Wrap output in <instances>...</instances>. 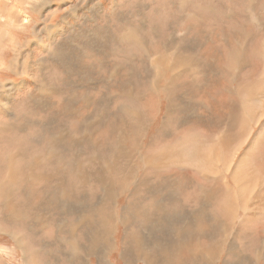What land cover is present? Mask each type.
Wrapping results in <instances>:
<instances>
[{
	"label": "rangeland",
	"instance_id": "1",
	"mask_svg": "<svg viewBox=\"0 0 264 264\" xmlns=\"http://www.w3.org/2000/svg\"><path fill=\"white\" fill-rule=\"evenodd\" d=\"M263 68L264 0H0V264H264Z\"/></svg>",
	"mask_w": 264,
	"mask_h": 264
},
{
	"label": "bare ground",
	"instance_id": "2",
	"mask_svg": "<svg viewBox=\"0 0 264 264\" xmlns=\"http://www.w3.org/2000/svg\"><path fill=\"white\" fill-rule=\"evenodd\" d=\"M13 65H15V64H13ZM166 69H167V66H166ZM171 70H173L174 71V69H171ZM169 71V70H168ZM168 71H166V72H168ZM159 72V71H158ZM261 76V78H260V80H261V82H264V68H263V73H262V75H260ZM259 79V78H258ZM256 83H258V82H256ZM258 84H260V83H258ZM259 87L258 86H255V87H253L252 89H251V91H249V92H255L256 94H259ZM248 91V90H247ZM262 95V94H261ZM259 96V95H258ZM253 98H254V96H253ZM39 103V102H38ZM261 105V104H260ZM260 108H262V107H260ZM259 108V109H260ZM251 109V108H250ZM256 112V111H255ZM134 127V126H133ZM129 135V134H128ZM125 136H127V134L125 135ZM35 138V137H34ZM120 139V138H119ZM125 140V139H124ZM129 140V139H128ZM121 142V141H120ZM119 142V143H120ZM193 142H195V141H193ZM122 146H123V144H121ZM199 145H201V144H199ZM224 145H225V147H224ZM121 146V147H122ZM119 148V147H118ZM117 148V149H118ZM227 148H228V141H227V139L226 138H222L221 139V144L220 145H216V146H214L213 148H212V152H211V154H212V156H213V159L214 160H218L219 161V164L220 165H222V163H223V165H224V167L222 168V169H220V171L222 170V172L223 171H226L227 169H228V166H229V164H230V162H228L227 161V163H226V158L225 157H223V158H221L222 157V152H224V151H226L227 150ZM139 149V148H138ZM124 150H125V148H124ZM165 150V149H164ZM168 150V149H167ZM195 151H196V153H197V155H192V157L190 158L189 156L191 155V154H189V156H188V160H190V159H192V160H196L197 161V163H199L200 164V166L202 165V164H204V163H206L207 161H208V157H207V155L205 154V152H204V150H203V148H201V147H198V148H196V149H194ZM245 150V149H244ZM118 151V150H117ZM138 151V150H137ZM247 151V150H246ZM161 152V151H160ZM165 152V151H164ZM122 153V152H121ZM137 153V152H136ZM158 153V152H157ZM157 153H155V154H153V156H152V159L154 160H157V162L159 163V165L161 166L162 165V167L163 168H165V167H167L168 168V161H172V162H174V158H172L171 156H169V155H159V154H157ZM166 153V152H165ZM181 153V152H180ZM117 154V153H116ZM131 154H132V152H131ZM125 155H126V153H125ZM128 155V154H127ZM140 155V154H139ZM13 157V156H12ZM98 157V156H97ZM96 158V156H93V159H95ZM99 158V157H98ZM139 158V157H138ZM151 158V157H150ZM178 158V156L176 157V159ZM10 159V158H9ZM92 159V160H93ZM107 159V158H106ZM115 159V158H114ZM151 159V160H152ZM181 159V157H179L177 160L179 161ZM115 160H117V159H115ZM145 160V159H144ZM101 161V160H100ZM147 161V160H146ZM181 161V160H180ZM258 161V160H257ZM257 161H256V163H257ZM97 162V161H96ZM139 162V161H138ZM149 162V161H148ZM194 162V161H193ZM260 162V164L262 163L261 161H259ZM81 163V162H80ZM116 163V162H115ZM180 163V162H179ZM227 165H226V164ZM107 164V163H106ZM110 164V163H109ZM263 164H264V162H263ZM141 164H139V166H140ZM107 166V165H106ZM112 166V165H111ZM171 166V165H170ZM186 166H190V164L189 165H186ZM105 167V166H104ZM138 167V166H137ZM141 168H142V166H141ZM84 169V168H83ZM112 169V168H111ZM138 169V168H137ZM10 170V169H9ZM203 171V173H204V178L207 180V182L209 183V185H211L214 189L215 188H217V190H218V188L219 187H221L222 188V190H225V194H227V195H229L231 192H233V191H231L232 189L230 188V186L227 184V183H223V182H221L220 181V183L218 182L220 179L221 180H223V177H225V173H223L224 175H222V172L220 173V171H219V168H217L216 166H214L213 168H210V167H207V168H205L204 170H202ZM86 172V171H85ZM209 172H211V173H213V176L215 175V174H217L218 175V181H216V180H214V177L212 176V177H210V175H207V173H209ZM252 172V171H251ZM221 175H220V174ZM210 174V173H209ZM134 175V174H133ZM124 176V175H123ZM219 176H223L222 178H220ZM133 177V176H132ZM131 177V178H132ZM15 178V177H14ZM85 178V177H84ZM109 178V177H108ZM130 178V177H129ZM135 178H137V177H135ZM125 179V178H124ZM102 180V179H101ZM128 180V179H127ZM126 180V181H127ZM132 179H130V181H131ZM205 180V181H206ZM129 181V182H130ZM139 181V180H138ZM138 181L136 182V184L138 183ZM141 181V180H140ZM216 181V182H215ZM233 182H235V181H233ZM237 182V181H236ZM222 186H221V185ZM233 184V183H232ZM138 185V184H137ZM174 185V184H173ZM206 185V184H205ZM207 186V185H206ZM102 187V186H101ZM202 187V186H201ZM240 186L238 185V183H236V188H239ZM135 188V187H134ZM220 188V189H221ZM107 189L108 190H111L112 188H110L109 189V187H107ZM106 189V187H104V192H103V196H104V198L105 199H107V198H109V201H112V202H114L115 200H116V196H117V193L116 192H111V191H108ZM158 189H160V187L158 188ZM158 189L156 188V187H154L153 189H152V191H153V193H157L158 192ZM115 190V189H114ZM151 189L149 188V191H150ZM236 190V189H235ZM122 192V191H121ZM211 192V191H210ZM224 192V191H223ZM171 193V192H170ZM216 193V192H215ZM211 194V193H210ZM120 196V195H119ZM63 198V197H62ZM108 201V200H107ZM107 201H103V202H107ZM246 201V200H245ZM249 201V200H248ZM204 202H205V199H204ZM115 203V202H114ZM159 204L157 205V207H156V209H153V211H154V213L156 212V211H158V210H160L161 208H162V204L160 203V202H158ZM102 204H104V203H102ZM204 204V203H203ZM114 206H116V204L114 205ZM132 206V205H131ZM247 206V203L245 204V205H243V206H241V208L242 207H246ZM134 207V206H133ZM136 209H138V208H136ZM223 211H226V215H228L229 214V211L231 212V210H233L234 209V204H233V200L232 199H230V200H226L225 201V205H223L222 206V208H221ZM245 209V208H244ZM139 210V209H138ZM138 210H137V212L136 213H138ZM91 212V211H90ZM198 213H200L201 214V209L199 210V212ZM224 213H222V214H224ZM126 214H127V212H126ZM130 214V213H129ZM131 215H133L132 213H131ZM137 217L136 218V220L137 221H139L138 220V215L137 214H135V212H134V215H133V217ZM197 216V214H193L192 213V215H191V217L192 218H195ZM231 216V215H230ZM160 218H163V215H160L159 216ZM160 218H158V220H160ZM243 219V222L245 223V224H248L247 222H249V220L250 219H248V218H242ZM170 220V219H169ZM80 221H82V219H80ZM144 221V220H143ZM126 222V221H125ZM140 222V221H139ZM158 223H155V226L157 225ZM185 229L184 228H181L180 230V232H184V230H186V231H188V226H189V223H187L186 221H185ZM141 226L143 227L144 226V224L142 223L141 224ZM139 227V226H138ZM191 228V227H190ZM98 229V228H97ZM146 229V228H145ZM140 230V229H139ZM191 230H192V228H191ZM141 231V230H140ZM172 231V230H171ZM99 232H101V231H99ZM105 232V231H104ZM180 232H178V233H180ZM111 233L112 232H110L108 235H107V238H105L104 236L103 237H100V233H98L97 235H95V237L94 236H92V238H91V243L93 244L92 245V247H98V245H102L104 248H103V253H98L99 254V256H98V259H96L97 261H99V262H102V263H106L107 264V253L112 249L110 246H109V242L111 241ZM95 234V233H94ZM107 234V233H106ZM14 236H15V234H14ZM19 236V235H18ZM16 239H18V237L16 236L15 237ZM107 239V243H106V241H105V239ZM133 239H131L129 242H128V249H129V251H128V253L132 256V254H131V251H133L134 253L133 254H136V257L138 258V259H141L142 261H143V263L144 264H155L156 263V259L155 258H152V257H150V258H147L146 256H144L143 255V247H142V245H143V240H142V238H143V236L142 235H140L138 232H136V235H134L133 237H132ZM73 239V238H72ZM188 239V241H186V242H184L183 243V245H184V250H185V252L184 253H181L180 252V254H181V256H183L184 257V255H185V253L188 255V258L189 259H192V258H194V256H197V255H201V251H198V250H196L195 249V247H192V246H194V245H192L191 246V244H190V238H187ZM19 240V239H18ZM126 240H128V239H126ZM71 241H73V240H71ZM104 242V243H103ZM19 243H20V241H19ZM110 243H112V242H110ZM89 244V243H88ZM264 244V243H263ZM80 242H79V244H77V242H76V244H75V246H76V248L79 250L80 249V253H82V250H81V248H80ZM89 246H91V244H89ZM89 246H87V247H89ZM264 246V245H263ZM73 247V246H72ZM96 247V248H97ZM155 247L157 248L158 247V243H155ZM214 248V247H213ZM72 249H74V248H72ZM125 249H126V246L124 247L123 246V253H124V251H125ZM75 250V249H74ZM35 251V250H34ZM77 251V250H76ZM152 252V251H151ZM91 252H88V253H86V255H87V258H86V260H89L90 261V256H89V254H90ZM96 253H97V250H96ZM153 253V252H152ZM175 254V253H174ZM22 255H23V253H22ZM165 263H170V262H173V261H179L180 262V264H184V260L182 259V258H180L179 256H178V259L179 260H177V259H175V255H173L171 252H169V251H167L166 253H165ZM95 256V255H94ZM135 256V255H134ZM206 257H207V262L208 263H210L212 260H214V256H213V258H212V256H210V254L209 253H207L206 255H205ZM261 256V255H260ZM127 256L125 255V253H124V259L126 258ZM211 257V258H210ZM153 259V260H152ZM263 260V259H262ZM109 262V261H108ZM126 263V262H125ZM261 263V262H260ZM87 264V263H86ZM131 264V263H130ZM179 264V263H178Z\"/></svg>",
	"mask_w": 264,
	"mask_h": 264
},
{
	"label": "crops",
	"instance_id": "3",
	"mask_svg": "<svg viewBox=\"0 0 264 264\" xmlns=\"http://www.w3.org/2000/svg\"><path fill=\"white\" fill-rule=\"evenodd\" d=\"M173 57H175L176 56V54L175 53H173V55H172ZM163 69H165L164 67H163ZM222 138H224V137H221L220 139H218V143L216 144V145H220L221 144V139ZM224 147H225V145H224ZM262 149V148H261ZM261 149H260V152H261ZM257 161V160H256ZM227 163V162H226ZM225 163V164H226ZM228 164V163H227ZM226 164V165H227ZM221 166V165H220ZM223 167H224V165H223ZM222 167V168H223ZM221 168V169H222ZM260 200H261V198H262V200L264 201V192L260 189ZM252 209L253 208H248V209H246L245 208V211H244V213H243V218H248L249 219V214L252 212ZM193 213V212H192ZM191 217V216H190ZM189 220V219H188ZM191 221V220H190ZM253 221H255V219H253ZM256 222V221H255ZM258 222V221H257ZM244 225V224H243ZM186 236H189L188 234H186ZM185 251V250H184ZM184 251L182 252V253H184ZM207 254V252H203V254H201V256L203 257V259H204V261L205 262H207V257L205 256ZM169 263V262H168ZM144 264V263H143Z\"/></svg>",
	"mask_w": 264,
	"mask_h": 264
}]
</instances>
